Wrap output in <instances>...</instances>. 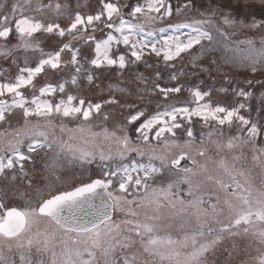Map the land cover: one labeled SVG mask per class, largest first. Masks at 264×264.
Returning <instances> with one entry per match:
<instances>
[{
	"label": "snow or ice",
	"instance_id": "6c2138e0",
	"mask_svg": "<svg viewBox=\"0 0 264 264\" xmlns=\"http://www.w3.org/2000/svg\"><path fill=\"white\" fill-rule=\"evenodd\" d=\"M0 264H264V0H0Z\"/></svg>",
	"mask_w": 264,
	"mask_h": 264
},
{
	"label": "rangeland",
	"instance_id": "374dc122",
	"mask_svg": "<svg viewBox=\"0 0 264 264\" xmlns=\"http://www.w3.org/2000/svg\"><path fill=\"white\" fill-rule=\"evenodd\" d=\"M80 2L83 3V0H80ZM141 70H142V66H141ZM243 78H244L243 76L240 77L241 80H242ZM109 82H113V83H114V82H116V80H115V79L109 80V79H107V78H102L101 80H98L96 83H97L98 85H100L101 87H106L107 84H108ZM99 93H100V88H99V87H95V86H93L92 91L89 92L88 95H90V96H95V95H98ZM68 127H70V128H74L75 125H73V124H69ZM93 131H100V129H99V128H93ZM56 132H57V135H60V133H59V129H56ZM77 135H79V134H77ZM63 138H64V139H67V138H68V134L65 133V134L63 135ZM104 146H105V148H107V143H105ZM41 155H43V153H42ZM59 155H61V156L63 157L65 154H64V153H59ZM35 167H36V169H40V168H41V159H40V157H37V162H36ZM70 167H72L73 170L76 171V172L78 173V172L80 171V162L77 161L76 164H74V165H70ZM86 168L88 169L89 172H95V171L97 170V169H96V165H95V163H93V164H91V165H86ZM257 171H258V170H257ZM35 181H36V184H37V185H42V184H43L42 174H40V173L38 172L37 175H36V177H35ZM258 184H259V183H258ZM258 184H257V185H258ZM20 190L23 192V191H25L26 189H25V188H21ZM16 199H17L18 201H20L22 198H21L20 196H16ZM41 227H43V224H41Z\"/></svg>",
	"mask_w": 264,
	"mask_h": 264
},
{
	"label": "flooded vegetation",
	"instance_id": "af4514ba",
	"mask_svg": "<svg viewBox=\"0 0 264 264\" xmlns=\"http://www.w3.org/2000/svg\"><path fill=\"white\" fill-rule=\"evenodd\" d=\"M259 183V181H257V184ZM258 186V185H257ZM182 187H186V186H182ZM114 219H122L121 216H115Z\"/></svg>",
	"mask_w": 264,
	"mask_h": 264
},
{
	"label": "water",
	"instance_id": "95a60500",
	"mask_svg": "<svg viewBox=\"0 0 264 264\" xmlns=\"http://www.w3.org/2000/svg\"><path fill=\"white\" fill-rule=\"evenodd\" d=\"M185 165H187L188 167H191V163L189 161H185L183 162Z\"/></svg>",
	"mask_w": 264,
	"mask_h": 264
},
{
	"label": "trees",
	"instance_id": "16d2710c",
	"mask_svg": "<svg viewBox=\"0 0 264 264\" xmlns=\"http://www.w3.org/2000/svg\"><path fill=\"white\" fill-rule=\"evenodd\" d=\"M121 218H123V217H121Z\"/></svg>",
	"mask_w": 264,
	"mask_h": 264
}]
</instances>
